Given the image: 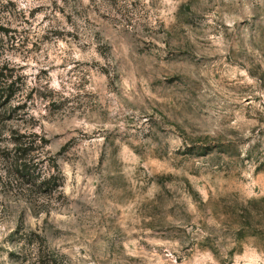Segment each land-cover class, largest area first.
<instances>
[{"label": "rangeland", "instance_id": "1", "mask_svg": "<svg viewBox=\"0 0 264 264\" xmlns=\"http://www.w3.org/2000/svg\"><path fill=\"white\" fill-rule=\"evenodd\" d=\"M0 264H264V0H0Z\"/></svg>", "mask_w": 264, "mask_h": 264}]
</instances>
